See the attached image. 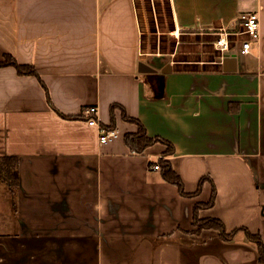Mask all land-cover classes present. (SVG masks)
<instances>
[{"label":"crops","instance_id":"0c3cea01","mask_svg":"<svg viewBox=\"0 0 264 264\" xmlns=\"http://www.w3.org/2000/svg\"><path fill=\"white\" fill-rule=\"evenodd\" d=\"M168 28H162V6ZM258 13L247 55L236 36ZM0 157H19L16 193L0 175V264H259L264 243V0H0ZM116 136L100 143L85 111ZM54 108H53V107ZM79 117L65 119L58 114ZM139 119L162 143L132 152ZM169 160L184 197L152 165ZM200 218L216 230L193 231Z\"/></svg>","mask_w":264,"mask_h":264},{"label":"trees","instance_id":"16d2710c","mask_svg":"<svg viewBox=\"0 0 264 264\" xmlns=\"http://www.w3.org/2000/svg\"><path fill=\"white\" fill-rule=\"evenodd\" d=\"M3 67H14L20 75H33L37 77L41 85L45 88L47 92V97L49 98V91L44 82L42 81L36 67L33 64H20L13 56L5 55L4 60L0 62V68ZM51 104V102H50ZM53 107V106H52ZM118 106H112V122L110 126L105 127L107 130L116 129V118L114 111ZM54 108V107H53ZM56 114L65 118V119H79V117L65 116L61 114L58 110H55ZM123 119L127 122L136 124L138 131L136 133H128L125 135V143L129 149L136 153H143L147 148L155 145L156 143H162L166 146L167 150L165 151V156H171L174 153V147L169 142L160 137H150L146 133V129L139 119L128 116L125 110H122ZM160 164V173L161 178L173 185H175L181 196L184 197H196L200 195L204 182L206 178H202L199 182L198 189L193 193H188L185 189V185L182 177L178 174L172 167L169 160H164L161 158L159 160ZM0 175L3 177V180L8 184V187L12 192L16 193L19 185V157L18 156H2L0 157ZM216 190L214 189L212 195L208 202H199L194 206L193 210V225L196 227V230L193 231L195 234H200L204 230H216L218 231L220 237L224 240H229L236 233L241 230L239 228L231 233H227L224 223L218 218H200L199 211L201 209H210L214 206ZM248 238L257 245L258 255H259V264H264V243L262 241L260 234H252L248 230L243 229Z\"/></svg>","mask_w":264,"mask_h":264},{"label":"built area","instance_id":"2783aa9c","mask_svg":"<svg viewBox=\"0 0 264 264\" xmlns=\"http://www.w3.org/2000/svg\"><path fill=\"white\" fill-rule=\"evenodd\" d=\"M241 20V30L235 33L224 32L215 43L216 49L221 52H227L231 48L232 40L229 39L231 36L238 37L236 42L240 43V53L242 55H247L254 43H256L260 38V19L258 13H246L242 14ZM98 108L91 107L85 111V116L87 117V123L89 125H95L100 127V143L107 144L112 138L116 136L115 130H107L100 126L97 118ZM153 170H160L159 162H156L152 166Z\"/></svg>","mask_w":264,"mask_h":264},{"label":"rangeland","instance_id":"374dc122","mask_svg":"<svg viewBox=\"0 0 264 264\" xmlns=\"http://www.w3.org/2000/svg\"><path fill=\"white\" fill-rule=\"evenodd\" d=\"M153 0H150V2H152ZM161 1V3H165V0H158ZM162 23L161 26L162 28H168V15H167V7L165 5L162 6Z\"/></svg>","mask_w":264,"mask_h":264}]
</instances>
